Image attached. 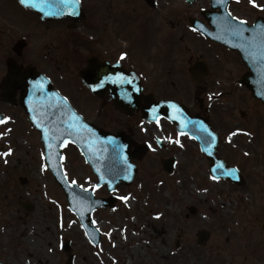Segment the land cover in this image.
<instances>
[{
	"label": "flooded vegetation",
	"instance_id": "obj_1",
	"mask_svg": "<svg viewBox=\"0 0 264 264\" xmlns=\"http://www.w3.org/2000/svg\"><path fill=\"white\" fill-rule=\"evenodd\" d=\"M170 1L154 0L148 4L145 0H86V3L81 2V12L77 15L42 18L18 0H0V116L11 117L9 122L0 124V132L22 126L39 134L48 165L42 133L31 124L20 102L27 85V69L35 68L50 79L51 87L68 99L81 116L80 124L87 132L92 133L97 128L121 135L120 147L115 149L124 150L131 163L136 164L156 149L164 154L160 156L162 164L168 159L176 162L173 172L182 154L201 160L211 176L221 175V169L215 170L216 174L212 171L218 164L236 166L240 170L231 163L239 155L235 143L238 134L231 138V143L226 136L237 129L234 123L244 125L241 121L250 117L246 108H239L243 119L229 121L228 115L238 103H248L255 108V104L262 103L241 82L249 69L241 60L245 67L235 70L234 61L222 55L215 60L207 59L205 52L187 55L191 50L185 43L189 29L219 52L240 58L237 50L212 40L192 24L198 20L209 29L220 27L216 21L226 15L221 11V4L214 1L213 6L212 0H186V10L180 15L174 5L164 3ZM232 4L230 0L228 10L231 13ZM258 17L246 21L252 24ZM236 23L233 21L234 25ZM121 53H126L123 60H120ZM93 68L97 70L95 74L89 71ZM117 74H123L132 83L121 86L107 82L97 87L105 76ZM132 96L136 97L135 105L130 107ZM162 100L177 104L191 121L211 126L210 131L217 134L212 155L201 150L206 145L199 138L201 133L191 124L192 131L188 129L186 134L178 135L180 131L166 116H161V126L171 125L177 138L185 142L181 143L183 147L175 143L170 147L168 128L157 129L155 138H160V144L155 138L153 141L145 138L142 126L155 125L146 118V112L157 108ZM10 135L8 132L0 136V140ZM69 145H73L84 159L76 144L69 143L64 150ZM6 149L7 146H0L1 152ZM47 171L52 174L49 167ZM8 173L14 177V167L9 168ZM220 175L217 180L226 179ZM20 178L28 180L26 176ZM250 212H246L244 220L246 217L251 220L248 225L255 232H250L247 226L243 234H234V248L223 251L222 264H264V207H256L255 214ZM244 224L247 225L245 221Z\"/></svg>",
	"mask_w": 264,
	"mask_h": 264
},
{
	"label": "rangeland",
	"instance_id": "obj_2",
	"mask_svg": "<svg viewBox=\"0 0 264 264\" xmlns=\"http://www.w3.org/2000/svg\"><path fill=\"white\" fill-rule=\"evenodd\" d=\"M80 2L86 3V0ZM164 3L174 5L180 15L187 6L186 0ZM232 3L230 10L242 19L253 21L258 15L264 17V10L253 8L247 0H239V3L232 0ZM257 3L264 4V0ZM187 33L185 43L191 46L188 56L205 52L207 59L215 60L222 55L234 61L235 70L245 67L237 55L221 53L189 29ZM255 106L257 108L241 102L228 115L229 121L234 123L243 119L239 108L251 113L241 121L244 125H233L251 133L250 136L240 133L239 139L236 135L239 155L231 161L246 179L244 185L226 179L212 180L201 160L190 159L185 154L179 156L177 169L167 173L160 160L164 154L152 149L136 162L138 170L133 183L117 186L115 203L94 211L95 224L101 234L99 245L91 243L85 235L53 175L41 170L46 162L41 156L44 151L39 134H33L27 127L12 128L11 135L0 140V146L12 149L11 155L0 156V261L22 264L16 249L20 243L22 252H31L24 257L32 264H41L40 258L43 264H67L68 253L62 249V243L68 239L73 264H222L223 251L234 248L233 235L243 234L247 226L250 228V219L244 220L246 212L251 210L255 214L256 207H264V105L258 102ZM167 128L169 136L176 139L178 135L171 125L161 126L162 130ZM142 129L145 138L153 141L160 128L144 124ZM63 153L70 182L75 179L78 185L92 189L97 177L90 165L73 145ZM13 167L14 177L8 173ZM21 176L27 177L26 184L21 183ZM94 191L97 197L110 195L105 186ZM122 195L129 196L126 203L118 198ZM22 202L31 203L33 209H26ZM191 205L197 209L194 215L188 210ZM252 222L257 225L255 220ZM201 228L210 231L204 245L196 242ZM227 236L230 239L227 240Z\"/></svg>",
	"mask_w": 264,
	"mask_h": 264
},
{
	"label": "water",
	"instance_id": "obj_3",
	"mask_svg": "<svg viewBox=\"0 0 264 264\" xmlns=\"http://www.w3.org/2000/svg\"><path fill=\"white\" fill-rule=\"evenodd\" d=\"M147 3L151 4L154 0H146ZM214 1L212 0V5H214ZM53 3L56 0H52ZM226 7L220 5L221 11L223 13L228 12V4L229 0H225ZM27 8H30L36 11L42 18H62V17H70L72 15H77L81 12L80 3L78 5H74L68 8L63 9V15H44L43 12L40 11L38 8H33L30 6L23 5ZM74 9V11H73ZM192 24L195 28L202 31L204 34H207L211 39L219 41L230 48L236 49L240 52V57L250 69V72L245 74L241 82L244 83L248 88L252 91L253 95L262 100L264 103V82H262V73H261V66L259 64L254 63L251 61L248 56L249 52L238 47L241 41L238 38L231 36L226 31H223L221 27H215L213 30L204 26V24L200 23L198 20L192 21ZM212 24H214L212 22ZM258 26H264V18L259 17L253 24H246L244 36L251 40L257 34ZM28 75L26 78V89L25 92L21 96V105L24 107L26 113L29 116V120L31 124L37 128L42 133V139L44 137V129L50 130V136H59L60 139H50L49 143L53 145L51 149L46 147L45 141L43 139L45 150H46V158L48 161V167L54 174L55 180L60 184V186L64 189L67 200L69 203L70 209L79 217L83 228L85 229L87 236L91 240V242L95 245L100 244L101 234L100 231H97L96 224H92L94 220L93 215L94 211L100 207L111 206L115 202V196L111 195L110 197H101L97 198L94 195V191L89 189L88 192H83L81 190V186L76 184L72 185L68 179L64 177V168L62 166V160H60L61 150L63 147L67 145L69 141H72L79 145L81 150L83 151L86 160L89 164H91L94 170L98 167L101 169V173H97L98 176V183L102 186L105 184V181L99 180V176L102 174L105 176L106 180L111 181L112 188L109 189L110 192H114L116 190V185L121 183L122 181L126 183H131L134 180L136 174V167L130 163V158L128 157L127 153L124 150L115 149L119 144V139L121 138L120 135H115L111 133H104L100 129H95L92 133L87 132L84 125L80 124V120L76 123L79 124L80 130L78 134L69 135L67 129V123L70 121V116L75 113L77 116L79 115L76 110L72 107L70 102L66 99L65 104V97L60 94V92L51 87L50 80L41 72L37 71L35 68H28L27 72ZM37 82H40L43 87L42 89L36 86ZM84 82H87L84 79ZM88 86L89 83H86ZM136 97L130 98V107L135 105ZM174 102L170 101H160L157 103V110L158 115L161 116H169L172 113L171 108H167L169 104ZM29 108H34L35 112H30ZM170 110V111H168ZM36 116L38 119L36 123L42 125V127H37L36 123H33L32 117ZM183 116L186 117L183 113ZM79 117V116H78ZM147 118H153L150 111L146 112ZM187 120L191 121L192 119L186 117ZM80 119V118H79ZM177 126V129L180 132L187 133L192 131L193 129L189 124L187 128H182L179 121L171 120ZM211 129V126H208ZM189 129V130H188ZM62 142H65V146H61ZM115 149V151H114ZM120 157H126L127 163L132 165L131 170L126 171L127 164L123 162ZM224 165V163H223ZM174 166L173 161H168L165 164V169L167 171H172ZM112 169V171H110ZM215 168H213V172ZM229 169H237L236 167H227L224 165L223 169H221V175L227 178H230L234 181H237L240 184H244L245 180L240 174L237 172L235 176L225 175ZM218 170V168L216 169ZM220 171V170H219ZM127 175L130 179H124V176ZM217 175V174H216ZM217 175V176H219ZM23 183L26 182V179H22ZM81 199L85 200L87 204L91 206L90 211H85L83 216L77 214V209L81 206L80 201ZM27 209H32L33 206L31 204H25ZM191 211L194 212V208L191 207ZM198 243L204 244L208 239L209 233L206 230H201L199 232ZM63 249L70 253V241L66 239L63 244ZM73 254H69V261L68 264H73ZM2 264V263H0Z\"/></svg>",
	"mask_w": 264,
	"mask_h": 264
},
{
	"label": "snow or ice",
	"instance_id": "obj_4",
	"mask_svg": "<svg viewBox=\"0 0 264 264\" xmlns=\"http://www.w3.org/2000/svg\"><path fill=\"white\" fill-rule=\"evenodd\" d=\"M19 2L22 5L40 9V11L44 13V15H63L64 8L78 5L80 3V0H56L55 3H53L52 0H19ZM247 2L253 8L264 10V4H258L257 0H247ZM216 3L221 4L226 7L225 0H216ZM237 3H239V0H237ZM233 21H236L237 23L234 25ZM216 23L221 27L223 31H226L231 36L238 38L241 41V43L237 46L248 51L249 52L248 58L254 63L259 64L261 66L262 82H264V26H258L256 36L253 37L251 40H249L248 38L244 36V32L246 30L244 25L247 24V21L239 17L233 16V14L230 11H228L225 16L220 17L218 21H216ZM125 56H126V53H121L120 60H123ZM89 71L95 74L97 70L93 68V69H89ZM107 82H111L113 84L121 85V86L125 83H128V84L132 83V81L128 79L126 76H124L123 74H117L114 76H105L103 79L99 81V84L97 85V87H102ZM36 86L40 87L41 89L43 87V85L40 82H37ZM215 95L219 96L220 94L216 93ZM209 99H212V97L210 96ZM65 104H66V98H65ZM169 107L172 109V113L166 118L169 120L179 121L182 128H187L189 124H191L196 129L197 132L201 133L199 138L206 145V147H203L201 150L207 153L209 156L212 155L211 148L213 147V145L217 143V134L210 131L209 127L205 125L203 122L187 120V118L183 116L182 110L179 108L177 104L172 103L169 105ZM29 111L35 112V109L29 108ZM150 112L153 117V120L150 122L155 123L156 127L160 128L161 127V117L158 115L157 108L155 107L151 108ZM37 119L38 118L36 116H33L32 117L33 123H36ZM10 120H11V117L9 116H0V124H5L9 122ZM78 120H79V117L75 113H73L70 116L71 122H66L67 123L66 131H68L69 135L78 134L80 127H81L79 124L76 123ZM36 126L42 127V125L39 123H36ZM10 131L11 129H7L4 132H0V136H6L8 132ZM49 133H50L49 129H44L43 139L45 141L46 147L51 149L53 145L49 143V140L50 139H60V137L50 136ZM240 133H243L244 135H248V136L251 135V133L246 132L243 129L237 128L235 131L227 133L226 139L228 140L229 143H231V138ZM184 134L185 133L183 132L178 133V135H184ZM155 140L157 144L161 143L159 137H156ZM167 140L169 143H175L179 145L180 147H183V145L181 144L178 138L174 139L173 137L169 136L167 137ZM61 146H65V142H62ZM117 147H120V146H117ZM149 147L151 148L152 145H149ZM154 150L155 149H153V151ZM11 154H12L11 148H8L7 151L0 152V156H4V157H7ZM244 155H248V153H244ZM41 156L44 157L45 153H41ZM120 158L123 160L125 164H127L126 171L131 170L132 165L127 163V158L126 157H120ZM64 159L65 157L60 156V160H64ZM5 163H7L6 160H5ZM217 167L218 169H223L224 166L222 164H218ZM47 168H48V165L45 164L42 166L41 170L44 171V170H47ZM215 170L216 169H214V171ZM95 171L97 173H101V169L98 167L95 169ZM110 171H112V169H110ZM237 172H238V169H229L228 172L225 173V175L235 176ZM64 177L67 180L66 172L64 173ZM124 179H130V177L125 175ZM211 179L217 180L218 177L213 175ZM99 180L105 181L107 186L109 188H112L111 181L106 180L104 175L101 174L99 176ZM71 184L76 185L77 181L73 179L71 180ZM100 187H101L100 183H97L92 186V190L94 191L96 189H99ZM81 190L83 192L89 191L88 188H84L83 186H81ZM118 198L125 203L129 200V196L127 195H122V196H119ZM80 205L81 206L77 209V214L80 216H83L85 211L92 210L91 206L87 204V202L83 199H81ZM95 223L96 221L93 220L92 224H95ZM61 227H63L62 224H61ZM81 227H83V225H81ZM97 231H99V229H97ZM85 235H87V233H85ZM105 235H110V233H105Z\"/></svg>",
	"mask_w": 264,
	"mask_h": 264
},
{
	"label": "bare ground",
	"instance_id": "obj_5",
	"mask_svg": "<svg viewBox=\"0 0 264 264\" xmlns=\"http://www.w3.org/2000/svg\"><path fill=\"white\" fill-rule=\"evenodd\" d=\"M31 240H33V238H31ZM34 241V240H33ZM35 243H36V241H34ZM16 249H17V251L19 252V256H20V258H21V260H22V264H32L31 262H29L27 259H25V257L24 256H29V255H31V252L30 251H25V252H22V246H21V244L19 243V245L16 247ZM39 262L41 263V264H43L44 263V261L40 258L39 259Z\"/></svg>",
	"mask_w": 264,
	"mask_h": 264
}]
</instances>
